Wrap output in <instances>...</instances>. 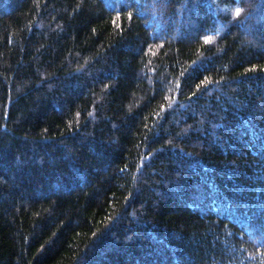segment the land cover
Wrapping results in <instances>:
<instances>
[{
	"label": "trees",
	"instance_id": "16d2710c",
	"mask_svg": "<svg viewBox=\"0 0 264 264\" xmlns=\"http://www.w3.org/2000/svg\"><path fill=\"white\" fill-rule=\"evenodd\" d=\"M0 264H264V0H0Z\"/></svg>",
	"mask_w": 264,
	"mask_h": 264
},
{
	"label": "snow or ice",
	"instance_id": "6c2138e0",
	"mask_svg": "<svg viewBox=\"0 0 264 264\" xmlns=\"http://www.w3.org/2000/svg\"><path fill=\"white\" fill-rule=\"evenodd\" d=\"M234 11H235V14L238 16L240 14V12H241V8L240 7H236ZM117 15L119 16V13H117ZM129 15H131V13H129ZM205 39L207 40L208 38L205 37ZM201 83H203V81H201Z\"/></svg>",
	"mask_w": 264,
	"mask_h": 264
}]
</instances>
